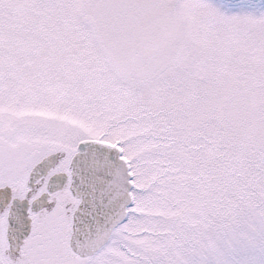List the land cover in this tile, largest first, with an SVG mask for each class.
<instances>
[{"label":"snow or ice","instance_id":"snow-or-ice-1","mask_svg":"<svg viewBox=\"0 0 264 264\" xmlns=\"http://www.w3.org/2000/svg\"><path fill=\"white\" fill-rule=\"evenodd\" d=\"M0 264H264V0H0Z\"/></svg>","mask_w":264,"mask_h":264}]
</instances>
